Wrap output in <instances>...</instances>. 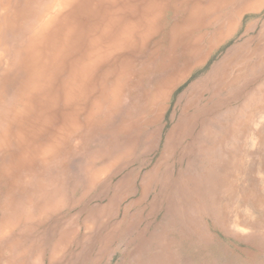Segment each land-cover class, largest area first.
<instances>
[{
	"label": "rangeland",
	"instance_id": "1",
	"mask_svg": "<svg viewBox=\"0 0 264 264\" xmlns=\"http://www.w3.org/2000/svg\"><path fill=\"white\" fill-rule=\"evenodd\" d=\"M43 1L0 22V264H264V0H71L40 46Z\"/></svg>",
	"mask_w": 264,
	"mask_h": 264
},
{
	"label": "bare ground",
	"instance_id": "2",
	"mask_svg": "<svg viewBox=\"0 0 264 264\" xmlns=\"http://www.w3.org/2000/svg\"><path fill=\"white\" fill-rule=\"evenodd\" d=\"M42 1L36 0L35 3H33L30 0H0V22L1 19L3 20L5 18L4 20L7 23L9 20L8 15L11 11H19V13L25 12L32 6L37 7L41 5ZM45 1H47V4H49V8L43 10L41 13L39 12L34 14V16L30 15L28 16L29 19H27L29 20L28 27L33 34V39L35 42L40 44V46L41 43L45 42L46 35L49 33V31L54 28V24L59 15H62L63 8L66 6V4L71 2V0H44L43 2ZM57 6L58 9L56 8ZM31 18H34L35 20L32 22L30 20ZM36 22L38 23L35 24ZM10 23L11 21L9 20V24ZM36 85L40 86L38 84ZM37 89H39V87H37ZM10 93L11 92L2 87V83L0 81V149L3 147H8L12 139L17 140V136L21 138L23 131L25 130L23 129V131H20L19 129V127H22L21 122L25 123L24 125H26L30 123L31 119L29 111L21 109L20 106L18 107L17 104L19 99H17V96L13 93ZM10 138L12 139L9 140Z\"/></svg>",
	"mask_w": 264,
	"mask_h": 264
}]
</instances>
